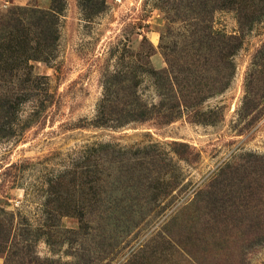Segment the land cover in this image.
<instances>
[{
  "label": "rangeland",
  "instance_id": "obj_1",
  "mask_svg": "<svg viewBox=\"0 0 264 264\" xmlns=\"http://www.w3.org/2000/svg\"><path fill=\"white\" fill-rule=\"evenodd\" d=\"M64 2L56 59L50 66L32 63L35 75L48 78L46 88L51 94V103L27 125L40 106L35 97L30 98L20 110L14 136L0 140V219L13 224L8 238L10 249L0 253V264H10V260L11 264L29 261L36 264H194L187 258L175 259L168 255L157 235L234 158L264 157V77L254 81L253 92L246 91L253 63L264 46V21L243 33L234 13H216L214 28L241 37L243 43L235 58L236 76L231 87L226 92H210L211 97L200 106V111L212 113L207 125L198 123L194 114L185 113L170 123L154 118L121 128L97 127L94 120L104 93L103 78L107 72L124 67L122 57L139 50L143 35L156 48L152 67L159 70L166 66L159 49L166 15L159 9L161 0H107L106 12L88 22L78 0ZM51 3L52 0H0V16L14 7L49 9ZM138 92L149 105L159 102L149 77L143 78ZM45 97L44 94L42 99ZM174 142L189 147L184 159L187 161L174 153ZM101 144L121 150L156 145L166 152L168 161L174 160L177 164L173 175L180 183L171 208L160 214L161 200L146 193L126 201L155 208L146 222L130 217L98 218L89 224L87 234L48 239L39 236L37 229L48 219L43 207L47 180L70 165L86 148ZM257 186L259 192L246 193L247 197L253 194L250 203L254 209L248 206L250 214L233 218L231 224L247 220L264 227V183L258 182ZM216 198L207 203L201 196L193 210L198 212L195 218L187 219L188 226H197L191 233L193 240L188 243L193 246L195 260L199 264H229L230 257L234 256L241 264H264V235L251 233V226L239 232L242 237L236 230L229 231L226 213H217V207L213 206ZM212 209L215 213L211 215ZM183 217L184 214L174 229L170 227L174 236L186 231ZM61 225L67 230L79 229L78 221L72 218H64ZM245 233L251 235L247 237ZM177 240L182 241L181 237ZM26 242L32 245L30 258H12L13 247L20 250ZM143 246L147 249L138 254Z\"/></svg>",
  "mask_w": 264,
  "mask_h": 264
},
{
  "label": "trees",
  "instance_id": "obj_2",
  "mask_svg": "<svg viewBox=\"0 0 264 264\" xmlns=\"http://www.w3.org/2000/svg\"><path fill=\"white\" fill-rule=\"evenodd\" d=\"M161 4L159 9L166 15V27L159 49L166 66L159 70L152 67L151 59L156 48L143 35L139 50L122 57L124 67L107 72L103 78L104 93L94 120L97 127L121 128L154 118L170 123L185 113L194 114L198 123L207 125L212 113L200 111V106L211 97L210 92H226L231 87L236 76L235 58L243 43L241 37L214 28L216 13H234L243 33L264 21V0H161ZM78 5L88 22L104 14L108 7L107 0H78ZM65 6L64 0H52L49 9L14 7L0 16V140L14 136L20 110L30 98L35 97L40 106L27 125L41 115L45 105L51 103V94L46 88L48 78L35 75L32 63L50 66L56 59L59 25ZM177 25L179 28H175ZM257 55L246 84L247 92H253L254 81L264 77V46ZM144 77L153 80L159 97L157 104H147L138 92ZM44 94L46 97L42 99ZM188 148L184 144L173 143V151L181 160L185 159ZM167 157L166 152L156 145L123 150L110 144L86 148L70 165L47 180L43 207L48 219L37 229V234L46 236V239L87 234L89 224L98 218L120 220L130 217L146 222L155 208L126 203L133 199L132 196H144L146 193L161 200L159 211L160 214L165 213L171 208L173 195L180 188L178 178L173 175L177 164L174 160L168 161ZM258 182L264 183V157L248 155L234 158L184 210L162 227L157 235L162 248L175 259L184 257L199 264L193 256V246L188 244L193 240L191 233L197 226H188L187 219L195 218L198 212L193 210L201 196L207 203H212L210 200L217 197L213 206L217 207V213H226L229 231L236 230L242 237L239 232L251 226V233L264 235V227L247 220H241L239 224L235 219V224H231L233 218L250 214L248 206L254 209V204L250 203L253 202L250 201L253 194L247 197L249 194L246 193L259 192ZM204 199L202 201L205 202ZM209 213L212 215L215 209ZM183 214L182 224L186 231L175 235L181 237L182 241H178L170 227L174 229ZM64 218L76 219L79 229L63 228ZM11 227L12 222L7 224L0 219V253L9 248ZM242 239L249 242L244 236ZM26 243L20 250L13 245L11 257L25 259L29 256L32 245ZM146 249L147 246H143L138 254ZM138 254L134 257L137 258ZM230 260L229 264L242 263L234 256Z\"/></svg>",
  "mask_w": 264,
  "mask_h": 264
}]
</instances>
